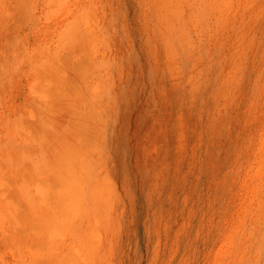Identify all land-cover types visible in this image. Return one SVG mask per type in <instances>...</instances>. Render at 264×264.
<instances>
[{
    "label": "rangeland",
    "instance_id": "1",
    "mask_svg": "<svg viewBox=\"0 0 264 264\" xmlns=\"http://www.w3.org/2000/svg\"><path fill=\"white\" fill-rule=\"evenodd\" d=\"M0 264H264V0H0Z\"/></svg>",
    "mask_w": 264,
    "mask_h": 264
}]
</instances>
